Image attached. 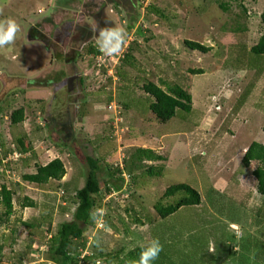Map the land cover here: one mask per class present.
<instances>
[{
	"label": "rangeland",
	"instance_id": "374dc122",
	"mask_svg": "<svg viewBox=\"0 0 264 264\" xmlns=\"http://www.w3.org/2000/svg\"><path fill=\"white\" fill-rule=\"evenodd\" d=\"M223 2L226 12L218 6ZM263 12L264 0H0V22L11 19L19 26L15 42L0 47V186L13 193L6 221L0 204V263L54 264L46 257L47 242L58 224L72 220L74 194L89 171L86 158H93L100 161L98 180L112 188L85 230V247L73 245L81 258L158 238L160 263L263 264L255 261L264 257L259 236L264 229L257 215L256 225L249 221L247 206L257 202L250 178L246 202L233 197L239 171H245L242 148L264 145V60L251 61L249 54L263 32ZM50 16L51 24L43 21ZM110 20L132 28L121 53L102 54L110 62L97 71L95 59L83 52L90 44L97 48L95 29L114 26ZM35 27L41 41L29 34ZM185 40L210 51L192 52ZM129 46L135 65L116 79L117 58ZM59 64L68 75L64 82L57 79ZM196 71L203 73L193 75ZM145 82L181 86L192 98L190 114L180 119L178 112L160 124L145 111L150 101L141 90ZM126 102L133 107L125 109ZM111 103L116 112L106 110ZM19 108L25 109L23 123L10 125ZM23 136L33 151L20 157L15 138ZM136 148L164 158L160 177L131 180L123 171ZM55 158L65 168L61 181L39 186L21 181L22 174ZM115 168L121 176L111 175ZM178 184L196 190L201 204L162 220L153 206L167 187ZM221 188L227 192L213 193ZM24 198L35 207L23 208ZM210 242L214 253L207 251ZM229 245L240 261L228 257Z\"/></svg>",
	"mask_w": 264,
	"mask_h": 264
},
{
	"label": "trees",
	"instance_id": "16d2710c",
	"mask_svg": "<svg viewBox=\"0 0 264 264\" xmlns=\"http://www.w3.org/2000/svg\"><path fill=\"white\" fill-rule=\"evenodd\" d=\"M142 1L144 0H138L139 3ZM218 6L222 12H226L228 10V5L224 2L218 3ZM152 9H154L155 12L159 14V10L155 8ZM259 19L263 32L258 38L257 42L249 49V54L252 57L251 61H254V58H260L264 60V12L260 14ZM43 21H45L47 24H51V16ZM130 28H132V25L127 26V29ZM33 30L35 33L30 31L29 34L32 36V38H39L41 41L42 38L40 36L42 35L38 34L39 29L35 27ZM183 45L192 52L196 51L201 54H207L210 51V48L190 40H185ZM83 53L92 55L93 60L95 59L94 68L97 71L104 70L102 66L98 65L96 57L100 54V52L97 50V48L93 47V44H90V46L86 48V52ZM132 53L133 47L129 46L122 59L118 60L120 61L119 65L117 66L118 68H114L116 69V79H124L125 70L134 67L135 64L133 62ZM59 65L61 67V73L57 72L58 75H60L59 78L57 77V79L60 82H64L66 76L68 75L66 71H63L65 70V66L62 64ZM249 68L252 67L250 66ZM261 71L264 72V65ZM202 73L203 72L201 71L192 72L193 75H201ZM141 90L150 98V101L146 105L145 111L150 112L160 124L170 121L172 118L176 117L178 112L180 119H184L185 116L189 115L191 112V95L178 84L169 85L161 83L160 85H156L152 82H145L142 84ZM109 102H111L110 96L107 100V103ZM31 103L32 102H30V105ZM135 103L139 105L138 102ZM123 107L125 109H130L133 107V105L130 102H126ZM24 110L25 109L19 108L11 113L10 125L16 126L23 123L25 119ZM262 131L264 132V125L262 126ZM23 137L15 138V142L17 144L16 154L20 157L29 153L32 154L33 151L30 147L29 141L27 144H24L27 137ZM0 146V148L3 147L2 145ZM251 161H256L259 163V167L253 171V176L256 180V191L260 197L264 198V145L256 142L250 144L241 159V165L246 168L249 166ZM86 162L88 164L89 171L84 186L74 194L76 207L72 215V220L69 222H62L56 226L55 235L52 236L47 242V260L54 264H110L109 262H111V264H136L138 255L144 245H139L135 248H132L131 250H125L123 248L117 252H114V254L103 255L99 253L97 256L90 255L83 256L82 258L81 255L73 249V245L82 249L85 247V230L88 226L93 225L95 220L92 218L91 214H96L97 211H99L103 198L110 193L112 188L108 182L99 181L97 178V173L100 169V161L93 158H86ZM163 162H165L164 158L153 150L146 148H136L128 157L127 162H125L123 171L128 175L129 178H131V180L143 178L144 175H147L150 178H158L161 176L163 171ZM147 163L150 165L146 166ZM155 164L157 165L154 166ZM65 173L66 172L63 163L58 158H55L45 165L35 166L34 173L22 174L20 179L23 183L39 186L45 185L50 181H61L65 176ZM112 174H119L121 176L122 170H120V168H115V170L111 172V175ZM141 189L143 188H139V190ZM115 190L118 191L119 188ZM175 196H180V198L175 201L174 204H166L163 202V200L166 202V199ZM12 199V191L6 186H0V204L3 208L1 218L4 221L8 220L13 213ZM23 200V208L35 207V204L28 198H24ZM199 204L200 195L196 190L190 188L187 185L178 184L167 187L163 192L162 199L157 201L153 208L158 217L163 220L173 215L181 207L197 206ZM235 251L234 247L232 250V246L229 245L228 257L234 259L237 254ZM240 259L241 258H239V261ZM20 261L21 260L18 259L17 263ZM255 261H258V263L262 262L264 264V257L260 259L257 257V260Z\"/></svg>",
	"mask_w": 264,
	"mask_h": 264
},
{
	"label": "clouds",
	"instance_id": "9594fccd",
	"mask_svg": "<svg viewBox=\"0 0 264 264\" xmlns=\"http://www.w3.org/2000/svg\"><path fill=\"white\" fill-rule=\"evenodd\" d=\"M111 21V20H110ZM113 23V21H111ZM112 27L100 28L95 31L97 50L105 56H117L121 53L123 46L128 40L126 26L115 25ZM19 26L14 20L0 22V47L11 45L15 42ZM203 155V153H200ZM96 219V214H91ZM162 245L158 238L148 241L141 249L136 264H154L162 251ZM207 251L214 253L215 243L210 242Z\"/></svg>",
	"mask_w": 264,
	"mask_h": 264
},
{
	"label": "crops",
	"instance_id": "0c3cea01",
	"mask_svg": "<svg viewBox=\"0 0 264 264\" xmlns=\"http://www.w3.org/2000/svg\"><path fill=\"white\" fill-rule=\"evenodd\" d=\"M263 145V144H262ZM249 147V146H248ZM248 147H244V148H242V151H241V154H242V157H243V155H244V153L246 152V149L248 148ZM242 157H241V159H242ZM240 163H241V160H240ZM259 167V163L258 162H256V161H251L250 163H249V166L248 167H244V170L245 171H239V176H238V178H237V180H236V189H234L233 191L235 192V194H233V197L234 198H236L235 197V195L236 196H238V197H240L241 198V200H244L245 202H246V200H247V196L249 195V192H251V190H254V194H255V196H256V199H257V202H250L251 204H249V206H247L248 207V209H249V211H248V214H249V221L251 220V218H252V220H254V222H255V225H256V221H255V219H256V215L258 216V219H259V221H260V224H261V226H263V228H262V230L264 229V198H262V197H260L259 195H258V193H257V191H256V180H255V178H254V176H253V171L256 169V168H258ZM251 168V169H250ZM247 169H250V171H247ZM250 178V180H248ZM249 181V182H252L251 183V186H252V189L250 190V191H248V193L247 194H245L246 192L244 191V190H246L245 189V181ZM225 186H226V183H225ZM227 188H225L224 190L221 188V190H216V191H213V193H215V194H217L218 196H220L221 195V193H225V192H227V190H226ZM246 199V200H245ZM200 204H201V199H200ZM200 204L199 205H197V206H187V207H199L200 206ZM182 208V207H181ZM181 208H179L177 211H179ZM176 211V212H177ZM211 211V210H210ZM175 212V213H176ZM212 212V211H211ZM174 213V214H175ZM251 216H253V217H251ZM167 219V218H166ZM240 225V224H239ZM239 225H236V224H232V225H230V226H234V228L235 227H237L238 228V226ZM259 236L262 238V239H264V233H260L259 234ZM236 250V247L234 248V251ZM238 251H240V249H238ZM159 258H160V256H159ZM159 258H157V260L154 262V264H165V260L164 259H162V261H161V263L159 262ZM162 258V257H161ZM237 259L238 261H239V257H234V259Z\"/></svg>",
	"mask_w": 264,
	"mask_h": 264
},
{
	"label": "built area",
	"instance_id": "2783aa9c",
	"mask_svg": "<svg viewBox=\"0 0 264 264\" xmlns=\"http://www.w3.org/2000/svg\"><path fill=\"white\" fill-rule=\"evenodd\" d=\"M101 56H102V54H99V55L97 56V62H98V65H99V66H102V64H103L104 62L109 61L107 58L101 60V59H100ZM117 60H119V58H117ZM109 62H110V61H109ZM103 66H104V65H103ZM104 67H105V66H104ZM106 110H107V111H110V112H111V111L116 112L117 107H116L115 105H113V103H111L108 107H106Z\"/></svg>",
	"mask_w": 264,
	"mask_h": 264
}]
</instances>
